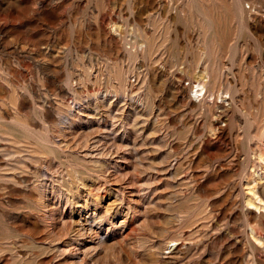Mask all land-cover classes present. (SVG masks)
<instances>
[{
	"label": "rangeland",
	"instance_id": "374dc122",
	"mask_svg": "<svg viewBox=\"0 0 264 264\" xmlns=\"http://www.w3.org/2000/svg\"><path fill=\"white\" fill-rule=\"evenodd\" d=\"M0 264H264V0H0Z\"/></svg>",
	"mask_w": 264,
	"mask_h": 264
},
{
	"label": "bare ground",
	"instance_id": "6f19581e",
	"mask_svg": "<svg viewBox=\"0 0 264 264\" xmlns=\"http://www.w3.org/2000/svg\"><path fill=\"white\" fill-rule=\"evenodd\" d=\"M196 87H197V86H196ZM198 87H199V88H198V90L196 89V92H197V91H200V90L203 89V87H202L201 85H199V84H198ZM199 93H200V92H199Z\"/></svg>",
	"mask_w": 264,
	"mask_h": 264
}]
</instances>
